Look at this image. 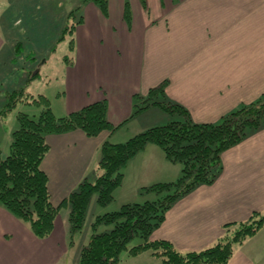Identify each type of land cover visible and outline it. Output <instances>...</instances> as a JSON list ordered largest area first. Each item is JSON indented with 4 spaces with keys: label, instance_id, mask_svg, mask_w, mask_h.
<instances>
[{
    "label": "crops",
    "instance_id": "crops-1",
    "mask_svg": "<svg viewBox=\"0 0 264 264\" xmlns=\"http://www.w3.org/2000/svg\"><path fill=\"white\" fill-rule=\"evenodd\" d=\"M74 38L75 56L65 65V89L58 92L64 93L65 115L106 99L108 118L118 128L97 137L80 129L47 136L50 150L42 168L55 205L84 178L97 177L105 140L123 142L160 125L159 115L148 113L156 107L133 114L136 94L147 95L167 80V98L200 123L217 122L264 94V0H108L107 13L92 1ZM6 41L0 30V59L14 52L10 36ZM221 159L223 170L215 182L178 199L152 239L168 240L181 251L201 250L222 237L226 223L264 210V128L225 150ZM123 172L112 201L119 207L142 202L143 187L175 181L181 166L149 143ZM91 206L96 215L119 209L98 207L103 205L95 199ZM69 209L59 212L52 233L41 238L0 204V264H78L87 240L70 244ZM229 264H264V225L234 246Z\"/></svg>",
    "mask_w": 264,
    "mask_h": 264
},
{
    "label": "trees",
    "instance_id": "trees-1",
    "mask_svg": "<svg viewBox=\"0 0 264 264\" xmlns=\"http://www.w3.org/2000/svg\"><path fill=\"white\" fill-rule=\"evenodd\" d=\"M91 1L107 13L108 0ZM81 22L82 15L65 30L74 35ZM74 41L73 36L69 42L71 52ZM41 66L42 62L20 90H8V111L16 107L18 101L35 104L41 110L33 115L18 112V125L11 133L9 153L0 156V204L26 222L36 236L45 238L52 233L60 208L66 205L70 208L67 220L71 243L74 233L84 228L92 200L103 206L112 202L114 191L123 182V168L149 143L159 145L170 161L181 165L180 176L175 181L157 182L142 188V193L160 195L156 199L125 203L117 210L97 215L91 223L88 242L80 248L78 264H118L124 250L132 256L151 250L163 259L164 264H229L234 246L256 235L263 227L264 210L253 211L244 221L226 223L222 237L201 250L181 251L168 240L151 238L178 199L200 185L215 182L223 170L221 157L225 150L264 128V94L253 102L242 104L217 122L204 123L195 122L184 105L167 98V80L150 88L147 95L136 94L134 115L150 107H160L174 118L123 142L105 140L100 146L96 179L84 178L60 205H55L49 175L42 168L50 150L47 136L80 129L88 137H97L103 131H115L118 126L108 118L106 99L63 116L54 112L45 95L30 93L33 98L24 101V88L36 81ZM136 235L142 242L128 248Z\"/></svg>",
    "mask_w": 264,
    "mask_h": 264
},
{
    "label": "rangeland",
    "instance_id": "rangeland-1",
    "mask_svg": "<svg viewBox=\"0 0 264 264\" xmlns=\"http://www.w3.org/2000/svg\"><path fill=\"white\" fill-rule=\"evenodd\" d=\"M91 0H0V30L6 37L8 36L14 44V52L8 58V53L0 59V156L5 157L9 153L11 133L17 128L18 112H26L30 115L38 114L40 106L27 104L18 101L16 107L8 111V90H20L26 84L30 74L37 71L38 65L48 56L49 62L40 69V75L35 82L26 86L22 98L24 101L31 100L30 93L38 96L45 95L51 102L54 112L58 116L65 115L63 78L65 77V65L72 61L75 56L74 51H70L69 42L74 35L65 30L66 26L71 25L84 14V7ZM64 35L63 38H61ZM75 42V41H74ZM16 45V46H15ZM6 48V47H5ZM8 48V46H7ZM8 50V49H7ZM6 50V51H7ZM36 68H38L36 70ZM148 113H157L160 118L158 124L163 125L174 117L165 112L162 108L156 107ZM150 115V114H148ZM148 117V116H146ZM164 120V121H162ZM156 126V125H155ZM181 166V165H180ZM96 177H91L94 181ZM145 198L153 200L160 195L150 192H143ZM142 193V194H143ZM119 201L115 200L110 206H98L117 208ZM139 202V201H138ZM69 207V206H68ZM120 208V207H119ZM66 210V205L60 211ZM87 220L82 231L73 235V241L77 246L88 242L92 233L91 223L97 216L93 206L88 209ZM93 211L95 214H93ZM93 214V215H92ZM92 218V220H91ZM91 220V221H90ZM103 225L99 227L101 231ZM68 229V234H69ZM70 241V237H69ZM142 242L139 235L134 236L128 243V248ZM71 244V243H70ZM118 264H164L160 256L152 254L151 250L141 252L138 255H130L128 250L121 254Z\"/></svg>",
    "mask_w": 264,
    "mask_h": 264
}]
</instances>
